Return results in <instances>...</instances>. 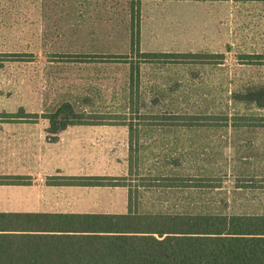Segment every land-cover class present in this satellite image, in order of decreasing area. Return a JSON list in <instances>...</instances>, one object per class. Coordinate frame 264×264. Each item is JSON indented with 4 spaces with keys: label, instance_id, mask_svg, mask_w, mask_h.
I'll use <instances>...</instances> for the list:
<instances>
[{
    "label": "rangeland",
    "instance_id": "obj_1",
    "mask_svg": "<svg viewBox=\"0 0 264 264\" xmlns=\"http://www.w3.org/2000/svg\"><path fill=\"white\" fill-rule=\"evenodd\" d=\"M129 28L130 0H0V142L18 139L4 133L13 126L2 118L5 115H41L64 100L85 112L88 107L108 111L116 100L114 89L126 80L128 65L106 59L129 51ZM141 48L224 53V65L193 67L198 95L184 97L175 105L179 110L215 111L227 101L234 85L229 84L231 80L236 84L264 82V0H142ZM88 95L94 98L91 106ZM237 107L264 115V108ZM251 124L256 125L240 130L225 126L146 127L138 140L139 160L131 172L125 126V146H119L117 153L119 164H109L103 170L118 172L146 210L181 211L197 199L213 209L264 212V120ZM122 135L118 130L108 137L120 144ZM108 151L116 156L115 147ZM162 152L181 154L183 167L174 172L199 173L202 190L190 192L181 185L154 180L164 170L158 167ZM220 181V188L211 189V183ZM125 190L127 206V187ZM91 191L88 187V198L103 196ZM19 195L13 193V201L20 200ZM115 199L119 203L23 205L6 202V193L0 188V210H122L120 193Z\"/></svg>",
    "mask_w": 264,
    "mask_h": 264
},
{
    "label": "trees",
    "instance_id": "obj_2",
    "mask_svg": "<svg viewBox=\"0 0 264 264\" xmlns=\"http://www.w3.org/2000/svg\"><path fill=\"white\" fill-rule=\"evenodd\" d=\"M141 3L142 0H130L129 51L113 56L115 59H106L128 65L126 80L114 89L116 100L108 111L88 107L85 112L78 110L71 100H64L54 110L41 115L2 118H48L52 133L78 123L126 126L130 172L139 160L138 140L146 127L225 126L240 130L264 120V115L237 107L264 108V82L236 84L231 80L229 84L234 85L227 101L217 110H179L175 105L180 99L198 95L199 82L195 80L193 67L224 65L225 54L142 50ZM93 103L94 98L88 95V106ZM158 157L161 163L158 167L164 170L154 180L168 181V186L181 185L190 192L202 190L203 178L199 173L174 172L183 167L181 154L162 152ZM168 167L170 170L165 172ZM1 179L0 183H23L20 176ZM69 179L74 184L126 186L127 211H0V264H264V212L213 209L197 199L190 200L181 211L146 210L133 198L132 186L122 182V176ZM221 183H211V189L220 188Z\"/></svg>",
    "mask_w": 264,
    "mask_h": 264
},
{
    "label": "crops",
    "instance_id": "obj_3",
    "mask_svg": "<svg viewBox=\"0 0 264 264\" xmlns=\"http://www.w3.org/2000/svg\"><path fill=\"white\" fill-rule=\"evenodd\" d=\"M4 119L11 121L13 125L6 128L4 133L18 139L0 142V147L4 148L3 151L0 150V180L9 176H20L23 180V183L7 181L0 183V188L5 191L8 198L6 202L40 206L88 205L97 202L112 204L119 203L115 198H118L120 193L122 210H110L104 213L127 211L124 202L126 186L74 184L69 179L72 176H118V172L103 168L109 164H119L117 153L119 146L122 148L125 146V126L78 123L69 125L58 133H52L48 118ZM118 130L123 133L120 144L108 137ZM110 146L116 149L114 158L113 155H109ZM122 160L124 161V158ZM88 187L92 188L91 192L103 193V196L88 198ZM13 193L16 195L19 193L20 200L13 201ZM77 193L81 195L78 196ZM0 211L88 213V210L64 209Z\"/></svg>",
    "mask_w": 264,
    "mask_h": 264
}]
</instances>
